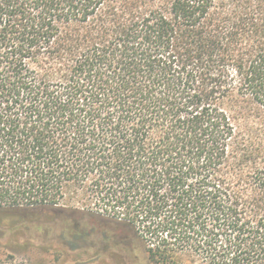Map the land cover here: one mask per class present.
<instances>
[{"label":"trees","instance_id":"trees-1","mask_svg":"<svg viewBox=\"0 0 264 264\" xmlns=\"http://www.w3.org/2000/svg\"><path fill=\"white\" fill-rule=\"evenodd\" d=\"M70 206L264 264V0H0V212Z\"/></svg>","mask_w":264,"mask_h":264},{"label":"rangeland","instance_id":"rangeland-1","mask_svg":"<svg viewBox=\"0 0 264 264\" xmlns=\"http://www.w3.org/2000/svg\"><path fill=\"white\" fill-rule=\"evenodd\" d=\"M71 207L0 212V264H155L133 228Z\"/></svg>","mask_w":264,"mask_h":264},{"label":"flooded vegetation","instance_id":"flooded-vegetation-1","mask_svg":"<svg viewBox=\"0 0 264 264\" xmlns=\"http://www.w3.org/2000/svg\"><path fill=\"white\" fill-rule=\"evenodd\" d=\"M104 240H105V241H108L109 239H108V237H107V236H104Z\"/></svg>","mask_w":264,"mask_h":264}]
</instances>
